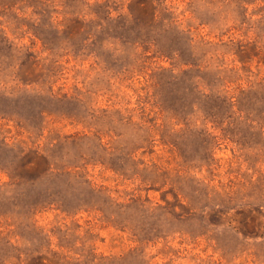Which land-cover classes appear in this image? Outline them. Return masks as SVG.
<instances>
[{
    "label": "rangeland",
    "instance_id": "rangeland-1",
    "mask_svg": "<svg viewBox=\"0 0 264 264\" xmlns=\"http://www.w3.org/2000/svg\"><path fill=\"white\" fill-rule=\"evenodd\" d=\"M152 12L180 58L117 24ZM0 188V264H264V0H0Z\"/></svg>",
    "mask_w": 264,
    "mask_h": 264
},
{
    "label": "trees",
    "instance_id": "trees-1",
    "mask_svg": "<svg viewBox=\"0 0 264 264\" xmlns=\"http://www.w3.org/2000/svg\"><path fill=\"white\" fill-rule=\"evenodd\" d=\"M98 8L101 9L103 8V6H99ZM45 11H47V8L45 9ZM43 14V19H40L39 24L37 25V27L39 28V30H37V32L33 31V35L35 37H37L43 44V46L45 48H47L50 51H54L55 48L58 49L59 48V43H65L63 45V49L64 50H69L71 49L67 54H69L71 52V54L77 58V57H84V58H90L93 57L95 59H100V54H96V52L92 49H90L91 46H94L95 41H92L91 43H85V41H88L90 39L89 35L91 32H87L86 30H83L84 28H88V23H85L83 21H79L77 19L71 21L69 24L63 26L61 24H53V22L51 21V15H49V12H45ZM116 11V10H115ZM41 13V12H40ZM107 25L114 22L115 19L112 18V11L111 10H107ZM117 18H121L123 20V22H119L117 23L118 25H120V27L122 28L124 26H127V32L129 30H131V28L136 31L137 35L140 37H145V39L147 41H151L149 42L150 45H152L154 48H158V43L159 45H161V51L157 50L156 53H159V56H162V50L166 51V52H170V56L172 58H180L181 55L180 53H177V50L175 49V44H172L173 41H170L168 38V31L169 29H167V26L165 24H163V20H159L156 16V14L154 12L148 14V16H146V18H144L143 20H139L136 22H133L132 20H130L126 15L123 14H119ZM169 25V24H167ZM101 26V25H100ZM175 30V27H173ZM102 32V26L100 28V31H98L97 29L94 30V34L96 35V33H101ZM176 34V40H177V44L176 45H180L181 47H184L185 44L187 45V41H185V37L184 34L180 31H174ZM84 37V39H83ZM157 37V38H156ZM163 38L165 40H167L166 43H168V45L166 44H160V41H158L159 38ZM122 40L123 43L128 42V36L125 38L126 40L124 41V38H120ZM157 39V40H156ZM71 42V46H68V44ZM144 43H146L145 41L143 42H138V46L142 47L144 50H147L149 48H145L144 47ZM165 43V42H163ZM137 45V42H134V45ZM166 45V46H165ZM184 45V46H183ZM160 47V46H159ZM90 49V50H89ZM99 50H103L102 46L100 45L99 48H97ZM94 51V52H92ZM118 58L114 57L113 54L107 56V65H111L113 67H116V62H117ZM169 79L171 81H176L177 77L175 75H173L171 72H169ZM182 82L184 84H188V86L190 87V93L191 95L194 96V99H201L203 97L202 94H200V92L196 89V86L191 87V84H193L191 78H189L186 74L183 75L182 78ZM186 82V83H185ZM190 84V85H189ZM192 88V89H191ZM224 105H226V109L227 108H231L232 104L225 102V100L223 101ZM194 105V104H192ZM5 155H4V160L6 163L9 162L10 159V155L13 153L11 152V150H7L5 151ZM9 167H11L10 165L12 164H8ZM9 169V170H8ZM8 172L11 176V178L15 179L17 178V174L16 170H12L10 171V168H8ZM14 173V174H13ZM52 174V173H49ZM45 175H48L45 174ZM41 177V176H40ZM38 180V178H37ZM1 189V188H0ZM5 193L4 194H8L9 191L7 190H3ZM48 189L46 188V190L44 191V194L38 196L34 201L33 204L30 205H34L33 207H40L42 205H45L47 203V201H49V194H47ZM50 204V203H49ZM29 205V206H30ZM41 208V207H40Z\"/></svg>",
    "mask_w": 264,
    "mask_h": 264
}]
</instances>
